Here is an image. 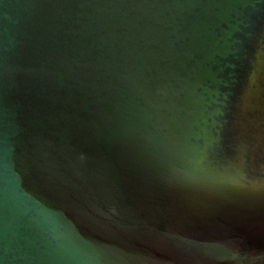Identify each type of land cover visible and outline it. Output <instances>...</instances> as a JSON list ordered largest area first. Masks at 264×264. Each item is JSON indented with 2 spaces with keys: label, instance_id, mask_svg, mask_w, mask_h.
Masks as SVG:
<instances>
[{
  "label": "water",
  "instance_id": "95a60500",
  "mask_svg": "<svg viewBox=\"0 0 264 264\" xmlns=\"http://www.w3.org/2000/svg\"><path fill=\"white\" fill-rule=\"evenodd\" d=\"M0 264H264V0H0Z\"/></svg>",
  "mask_w": 264,
  "mask_h": 264
}]
</instances>
